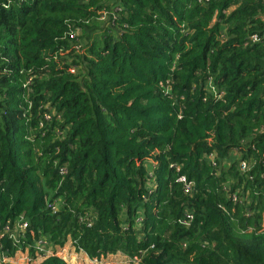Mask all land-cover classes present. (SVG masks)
<instances>
[{"label": "trees", "instance_id": "trees-1", "mask_svg": "<svg viewBox=\"0 0 264 264\" xmlns=\"http://www.w3.org/2000/svg\"><path fill=\"white\" fill-rule=\"evenodd\" d=\"M262 30L264 0H0V234L23 217L24 245L89 260L264 264Z\"/></svg>", "mask_w": 264, "mask_h": 264}, {"label": "built area", "instance_id": "built-area-1", "mask_svg": "<svg viewBox=\"0 0 264 264\" xmlns=\"http://www.w3.org/2000/svg\"><path fill=\"white\" fill-rule=\"evenodd\" d=\"M198 1L205 3L208 0H198ZM80 30H81L80 28L69 26V31L67 32L68 39L74 42L73 45H75L74 48L77 51L80 49V44L77 39L78 35L80 34ZM262 41H264V32L261 34H254L250 37V42L252 44L261 43ZM220 94L222 95V93ZM220 94L215 93L214 95L217 99H219ZM45 118L48 119L49 116H45ZM209 158L210 160L213 159L212 156H209ZM238 167H239V171L242 172L243 174L249 171V167L247 166L245 162H241L238 165ZM175 171L178 174L180 169L176 168ZM60 174L62 173L60 172ZM175 183L180 185L182 193L184 195H191L193 193L194 184L193 182L188 180L185 175H178L175 180ZM232 199L233 201H235V197H233ZM56 206H58L56 203H49L47 204L46 209L51 211L54 214L57 212V210H55ZM183 219L179 222V224L187 227L193 220V217L190 213H186ZM27 229H28V223L24 220L23 217H19L15 222L7 223V225L3 228V231L0 234V238L1 239L6 238L10 240L12 242V245H15V243H18V242L24 244L23 241L26 236ZM15 247L17 248V245H15ZM50 250H51L50 246L45 245V248L43 249V251H39L38 253L41 254L42 258L45 259L49 256H52V254L49 253ZM17 252H19L18 248H17ZM54 256L63 257L64 262L66 263L79 264V262L69 259L70 256L65 253V250H60V249L55 250ZM5 259H6L5 255L0 253V264L7 262V259L6 260ZM133 261H136V259H134ZM92 262L96 263L95 260H88L87 262H83V263L92 264Z\"/></svg>", "mask_w": 264, "mask_h": 264}, {"label": "rangeland", "instance_id": "rangeland-1", "mask_svg": "<svg viewBox=\"0 0 264 264\" xmlns=\"http://www.w3.org/2000/svg\"><path fill=\"white\" fill-rule=\"evenodd\" d=\"M212 21H215V18H213ZM263 32H264V30L259 31V32H255V33L251 34V35L248 37L245 46H247V45H258V44H263L264 41H262L261 43H256V44H252V43L250 42V37H251L252 35H254V34H261V33H263ZM77 39H78L79 43L82 41L81 38H80V34L78 35ZM69 41L73 42V41L70 40V39H69ZM73 43H74V42H73ZM73 51H74L75 53H79V51H77L74 47H73ZM50 110H52V109H50ZM50 110H49V111H50ZM49 113L53 114L52 112H48V113H46V114H44V115L48 116ZM54 113H55V111H54ZM54 115H55V114H54ZM59 172H61L62 174H66V170H65L64 168H60V169H59ZM58 208H59V205L56 206L55 210L58 211ZM15 245H17V248H18L19 252L24 251V252H26L28 255H32L33 258H39V259H41L42 261L45 260L46 258H45V259L42 258L41 254H39L38 252H39V251H43V249L45 248V245L50 246V245L48 244V242L45 241V240H41V241L37 242L35 245H30V246H28V245H24V244H22V243H20V242L15 243ZM15 245H13V247H15ZM57 247H58V246H54V247H53V246H50L51 250L49 251V253H51L52 255H54L55 250H56ZM59 248H64V249H65V253H66L67 255L70 256L69 259H72V260H74V261H76V262H79L80 264H84L83 262H87V261L89 260V259H88L83 253H80V252L78 253V252H76V251L74 250V248L72 247L70 241H67V243H65V245H63L62 247H59ZM30 251H31V252H30ZM49 257H50V256H49ZM56 257H58L60 260L64 261V258H63V257H59V256H56ZM47 258H48V257H47ZM6 259H8V258H6ZM6 259H5V260H6ZM95 261H96V260H95ZM122 261H123V260L121 259V256H119V254H118L117 257H113V256H108V258L104 257V258H102V259L96 261V263L92 262V264H114V263H120V262L122 263Z\"/></svg>", "mask_w": 264, "mask_h": 264}, {"label": "crops", "instance_id": "crops-1", "mask_svg": "<svg viewBox=\"0 0 264 264\" xmlns=\"http://www.w3.org/2000/svg\"><path fill=\"white\" fill-rule=\"evenodd\" d=\"M57 249L65 250L64 248L59 247H57L56 250ZM7 262L11 264H40L42 263V260L39 258H33L32 255H28L26 252L22 251L16 252L12 258L7 259Z\"/></svg>", "mask_w": 264, "mask_h": 264}]
</instances>
